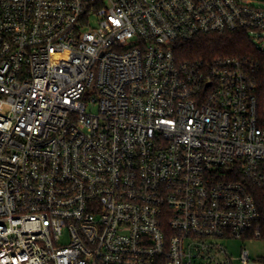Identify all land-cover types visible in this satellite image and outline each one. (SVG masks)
I'll return each instance as SVG.
<instances>
[{"label": "built area", "instance_id": "obj_1", "mask_svg": "<svg viewBox=\"0 0 264 264\" xmlns=\"http://www.w3.org/2000/svg\"><path fill=\"white\" fill-rule=\"evenodd\" d=\"M236 31L264 51V1L0 0V264H230L217 240L263 239L264 89L175 54Z\"/></svg>", "mask_w": 264, "mask_h": 264}, {"label": "trees", "instance_id": "obj_2", "mask_svg": "<svg viewBox=\"0 0 264 264\" xmlns=\"http://www.w3.org/2000/svg\"><path fill=\"white\" fill-rule=\"evenodd\" d=\"M175 50L179 61L192 66L204 67L224 59L237 60L249 78L262 91L264 89V51L243 31L201 35L189 42L179 43Z\"/></svg>", "mask_w": 264, "mask_h": 264}, {"label": "rangeland", "instance_id": "obj_3", "mask_svg": "<svg viewBox=\"0 0 264 264\" xmlns=\"http://www.w3.org/2000/svg\"><path fill=\"white\" fill-rule=\"evenodd\" d=\"M262 35L264 39V31ZM258 44L264 47V40L258 41ZM217 241L221 245V247H223L226 250V252L229 253L228 258L226 253H221L218 256V259L221 262L229 261L230 264H244L242 261V255L244 253V250H247L249 253V257L247 261L248 264L262 263V259L264 257V238L263 239H257L252 237H247L243 239L231 238V239H223Z\"/></svg>", "mask_w": 264, "mask_h": 264}]
</instances>
